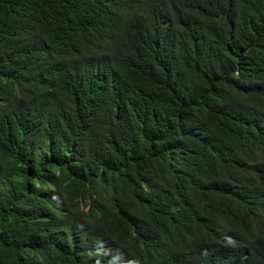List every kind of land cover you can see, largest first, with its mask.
<instances>
[{"label":"trees","instance_id":"1","mask_svg":"<svg viewBox=\"0 0 264 264\" xmlns=\"http://www.w3.org/2000/svg\"><path fill=\"white\" fill-rule=\"evenodd\" d=\"M0 264H264V0H0Z\"/></svg>","mask_w":264,"mask_h":264},{"label":"bare ground","instance_id":"2","mask_svg":"<svg viewBox=\"0 0 264 264\" xmlns=\"http://www.w3.org/2000/svg\"><path fill=\"white\" fill-rule=\"evenodd\" d=\"M255 178H256V177H255ZM253 179H254V178H253ZM256 180H257V179H256ZM255 183H256V182H255ZM257 185H258V184H257ZM254 190H255V189H254ZM254 190H253V191H254Z\"/></svg>","mask_w":264,"mask_h":264}]
</instances>
